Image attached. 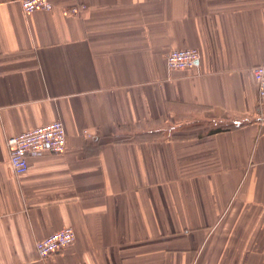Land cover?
Instances as JSON below:
<instances>
[{"label":"crops","instance_id":"crops-1","mask_svg":"<svg viewBox=\"0 0 264 264\" xmlns=\"http://www.w3.org/2000/svg\"><path fill=\"white\" fill-rule=\"evenodd\" d=\"M21 1L0 0V264H264V0ZM56 120L65 154L14 174L8 137Z\"/></svg>","mask_w":264,"mask_h":264},{"label":"built area","instance_id":"built-area-1","mask_svg":"<svg viewBox=\"0 0 264 264\" xmlns=\"http://www.w3.org/2000/svg\"><path fill=\"white\" fill-rule=\"evenodd\" d=\"M22 9L28 14L39 10L49 11L53 8L51 0H22ZM79 7L65 9L64 13L75 15ZM196 48L176 49L167 55V67L173 70H187L197 64L200 58ZM251 76L258 90L260 119L259 128L264 134V62L252 68ZM65 126L60 120L47 123L18 135L8 137L9 163L16 175L25 173L31 164L29 157L52 153L63 155L67 151V136ZM76 232L72 227H64L46 238L36 241L37 255L46 257L59 253L74 244Z\"/></svg>","mask_w":264,"mask_h":264},{"label":"trees","instance_id":"trees-1","mask_svg":"<svg viewBox=\"0 0 264 264\" xmlns=\"http://www.w3.org/2000/svg\"><path fill=\"white\" fill-rule=\"evenodd\" d=\"M138 137L144 139V138H150L151 135L150 134L149 135L146 134V135H140Z\"/></svg>","mask_w":264,"mask_h":264}]
</instances>
